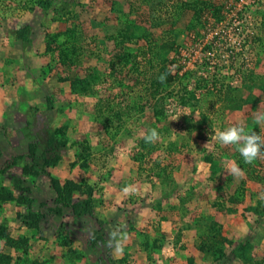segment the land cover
<instances>
[{
    "label": "rangeland",
    "instance_id": "1",
    "mask_svg": "<svg viewBox=\"0 0 264 264\" xmlns=\"http://www.w3.org/2000/svg\"><path fill=\"white\" fill-rule=\"evenodd\" d=\"M261 114L264 0H0V264H264Z\"/></svg>",
    "mask_w": 264,
    "mask_h": 264
},
{
    "label": "clouds",
    "instance_id": "2",
    "mask_svg": "<svg viewBox=\"0 0 264 264\" xmlns=\"http://www.w3.org/2000/svg\"><path fill=\"white\" fill-rule=\"evenodd\" d=\"M163 78L162 76L161 79ZM254 118L259 124L264 121V114L257 115ZM214 135L217 142L221 145H235L238 153L246 163H252L264 151V139L257 132L249 131L242 121L219 131L214 130ZM158 138L159 133L156 128L149 129L148 134L144 136V140L149 143L154 142ZM230 171L233 175H240L242 172L239 165H233ZM261 198H264V194H262Z\"/></svg>",
    "mask_w": 264,
    "mask_h": 264
},
{
    "label": "trees",
    "instance_id": "3",
    "mask_svg": "<svg viewBox=\"0 0 264 264\" xmlns=\"http://www.w3.org/2000/svg\"><path fill=\"white\" fill-rule=\"evenodd\" d=\"M126 29H128V26L126 27ZM166 75H168V74H165V77H166ZM168 77V76H167ZM171 78V77H170ZM170 78H166V81L168 82L169 80H170ZM163 81H165V79H163ZM162 82V79H159L155 84H154V86L153 87H155L154 89H157L158 88V86L160 85V83ZM53 180V179H52ZM54 181V180H53Z\"/></svg>",
    "mask_w": 264,
    "mask_h": 264
}]
</instances>
